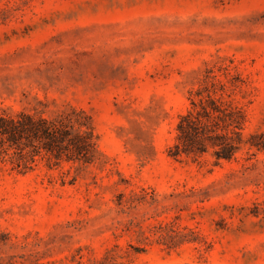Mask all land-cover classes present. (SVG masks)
Wrapping results in <instances>:
<instances>
[{"label": "rangeland", "instance_id": "rangeland-1", "mask_svg": "<svg viewBox=\"0 0 264 264\" xmlns=\"http://www.w3.org/2000/svg\"><path fill=\"white\" fill-rule=\"evenodd\" d=\"M205 78L235 160L169 155ZM71 107L95 160L0 161V264H264V0H0V111Z\"/></svg>", "mask_w": 264, "mask_h": 264}, {"label": "trees", "instance_id": "trees-1", "mask_svg": "<svg viewBox=\"0 0 264 264\" xmlns=\"http://www.w3.org/2000/svg\"><path fill=\"white\" fill-rule=\"evenodd\" d=\"M190 108L179 116L173 158H197L212 152L216 161L236 159L243 141L245 114L235 106L227 87L205 78L189 91ZM96 136L90 118L73 107L52 118L42 112L0 111V161L20 174L45 162L49 169L61 164L89 165L97 155Z\"/></svg>", "mask_w": 264, "mask_h": 264}]
</instances>
